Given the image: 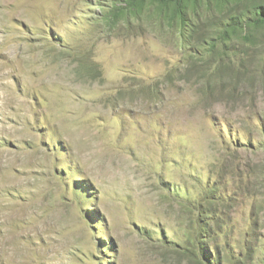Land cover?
Returning <instances> with one entry per match:
<instances>
[{"label":"rangeland","instance_id":"374dc122","mask_svg":"<svg viewBox=\"0 0 264 264\" xmlns=\"http://www.w3.org/2000/svg\"><path fill=\"white\" fill-rule=\"evenodd\" d=\"M244 4L0 0V264H264V49L197 43Z\"/></svg>","mask_w":264,"mask_h":264},{"label":"trees","instance_id":"16d2710c","mask_svg":"<svg viewBox=\"0 0 264 264\" xmlns=\"http://www.w3.org/2000/svg\"><path fill=\"white\" fill-rule=\"evenodd\" d=\"M164 4H173L175 8V15L178 18L180 24L184 22V12L183 4L184 0H161ZM244 1V8L239 12L235 13L232 17L228 18L226 22H220L217 26H212L214 30H209L208 32H213V34H208L207 32L201 37L197 38V43L211 42L215 40L216 46H218L221 51H225L222 46L229 41L230 45L234 43H239L242 52H238L239 60L237 64L247 63L248 51L250 49L256 50L260 46L264 49V0H242ZM182 26V25H181ZM183 27H180V39L186 47H189L187 41V36ZM191 30V29H190ZM231 30L233 36L228 37L227 32ZM192 31V30H191ZM225 37V38H224ZM239 47V46H237ZM235 47V48H237ZM201 55V54H200ZM199 55V56H200ZM245 56V57H244ZM241 57V58H240ZM257 60L258 63H263V58L260 56ZM255 62V61H254Z\"/></svg>","mask_w":264,"mask_h":264}]
</instances>
